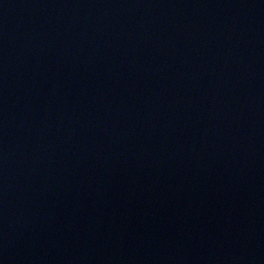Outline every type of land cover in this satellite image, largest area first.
<instances>
[{
  "label": "water",
  "instance_id": "obj_1",
  "mask_svg": "<svg viewBox=\"0 0 264 264\" xmlns=\"http://www.w3.org/2000/svg\"><path fill=\"white\" fill-rule=\"evenodd\" d=\"M0 264H264V0H0Z\"/></svg>",
  "mask_w": 264,
  "mask_h": 264
}]
</instances>
